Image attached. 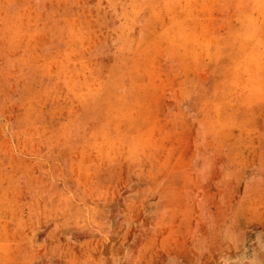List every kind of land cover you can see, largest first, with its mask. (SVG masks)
Returning <instances> with one entry per match:
<instances>
[{
	"label": "rangeland",
	"instance_id": "rangeland-1",
	"mask_svg": "<svg viewBox=\"0 0 264 264\" xmlns=\"http://www.w3.org/2000/svg\"><path fill=\"white\" fill-rule=\"evenodd\" d=\"M191 123L264 136V0H0V264H172Z\"/></svg>",
	"mask_w": 264,
	"mask_h": 264
},
{
	"label": "bare ground",
	"instance_id": "bare-ground-1",
	"mask_svg": "<svg viewBox=\"0 0 264 264\" xmlns=\"http://www.w3.org/2000/svg\"><path fill=\"white\" fill-rule=\"evenodd\" d=\"M198 126L191 123L174 156L181 174L179 182L174 172L179 183L172 184L181 195L174 218L180 234L170 262L230 264L232 255L242 260L254 249V260L264 263V136L227 134L226 147L209 162L203 151L211 142Z\"/></svg>",
	"mask_w": 264,
	"mask_h": 264
}]
</instances>
